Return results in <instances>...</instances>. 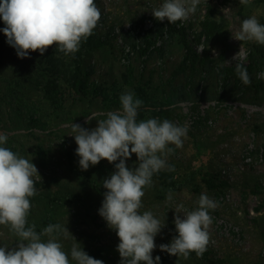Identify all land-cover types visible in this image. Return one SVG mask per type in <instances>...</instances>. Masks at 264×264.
Instances as JSON below:
<instances>
[{
    "label": "rangeland",
    "instance_id": "obj_1",
    "mask_svg": "<svg viewBox=\"0 0 264 264\" xmlns=\"http://www.w3.org/2000/svg\"><path fill=\"white\" fill-rule=\"evenodd\" d=\"M161 2L95 0L103 22L98 21L89 35L91 42L99 46L83 62V68L91 72L90 87L82 96L59 81L62 100L57 104L50 103L41 91L30 85L28 71L33 62L19 69L9 58L11 47L0 33V132L7 135L5 146L31 160L40 177L35 178L37 192L30 198L27 221L38 232L49 223L66 224L67 231L90 257L103 264H119L120 257L115 250L118 238L97 213L103 192L90 183L101 187L102 180L114 171L116 162L109 164L101 160L81 170L71 125L94 128L96 120L119 108L121 93L132 91L136 97L133 88L123 82L131 65L136 84L148 92L156 106L173 111L168 120L188 128L182 147L172 146L174 151L167 157V163L174 169V179L184 183L182 191L170 192L173 200L167 201L169 191L153 176L151 186L142 197L141 211L151 210L162 221L165 216V227L154 238L157 248L151 254L153 258L159 256L160 264H264V86L259 84L256 75L238 101H220L217 97L221 89L212 71L208 77L198 74L190 80L184 75L174 77L186 53L179 36L169 43L163 56L147 54L140 58L129 48L130 39L126 40L124 33L137 23L151 27V11ZM209 12L213 19L223 20L225 24L228 43L232 46L225 61L232 62L240 44L245 53L244 63L250 52L257 55L260 54L258 47L264 49V45L239 42L231 36L239 30L241 21L250 16L264 24V0H249L246 4L239 0H199L195 12L180 23L189 33L188 43L200 51L208 49L217 57L223 51L220 42L207 45L200 38V25ZM3 27L0 22V28ZM112 28L114 34L109 40L101 41L100 37ZM50 52H56L55 44L48 46L43 55ZM30 53L34 61L43 56L36 51ZM93 82L106 90L110 100L93 96ZM135 163L134 154L125 161L126 167H133ZM72 164L90 182L81 178ZM203 179H210L216 188L209 189ZM202 193L218 201V207L210 212L213 220L208 228L210 238L205 251L200 255L190 253L187 258L161 252L158 246L168 244L176 235L175 205L182 203L185 209L191 210ZM60 239L67 252L74 241L70 236ZM15 240L7 226H0V246L15 247Z\"/></svg>",
    "mask_w": 264,
    "mask_h": 264
},
{
    "label": "clouds",
    "instance_id": "obj_2",
    "mask_svg": "<svg viewBox=\"0 0 264 264\" xmlns=\"http://www.w3.org/2000/svg\"><path fill=\"white\" fill-rule=\"evenodd\" d=\"M239 2L246 4L249 0ZM198 3L199 0H162L151 15L168 24L183 22L195 12ZM100 17L95 0H0V22L4 25L0 33L20 59L28 58L33 51L43 55L53 44L55 51L74 54L92 34ZM231 36L239 42L264 45V24L250 16ZM244 55L240 44L232 62L223 63L232 65L238 79L249 85ZM257 78L264 80V71L257 73ZM118 100L119 108L96 120V127L89 129L72 123L75 155L81 170L101 160L116 162L114 171L102 180L103 199L97 213L118 238L115 250L119 264H160V257L153 258L151 254L157 248L154 238L165 227V216L162 221L151 210L141 211L142 197L154 174L174 170L167 157L174 151L172 146L182 147L188 128L168 119L138 120L143 102L132 91L121 93ZM6 141L7 135L0 132V226H7L16 240L15 247L0 246V264H103L83 251L66 224L49 223L38 232L34 224L28 223L30 198L37 192L35 178L39 175L32 161L6 147ZM132 154L136 157L135 166L126 167L125 161ZM166 200H173L170 192ZM194 203L191 210L182 203L175 205L176 235L168 244L158 246L161 252L187 258L190 253L200 255L205 251L213 220L210 212L218 207V201L202 193ZM65 236L74 241L67 252L60 239Z\"/></svg>",
    "mask_w": 264,
    "mask_h": 264
},
{
    "label": "trees",
    "instance_id": "obj_3",
    "mask_svg": "<svg viewBox=\"0 0 264 264\" xmlns=\"http://www.w3.org/2000/svg\"><path fill=\"white\" fill-rule=\"evenodd\" d=\"M103 20H99L102 23ZM180 21L168 24L167 20L157 21L154 18L151 19V27L145 28L143 23L135 24L131 30L124 33L126 40L130 39L129 48L136 53L140 58L157 55L163 56L165 48L173 41L175 36H179L184 42L185 56L178 69L174 72V77L184 75L189 78L200 74L208 77L210 72L215 73L216 81L221 89V94L217 97L220 101L235 100L238 101L241 94L244 93L246 85H244L234 73L232 65H225L223 61L226 60V53L232 46L228 43L227 32L225 31V24L223 20H215L212 17V13L209 12L206 19L201 23L200 38L207 45L213 44L215 41H219L223 51L215 57L208 49L199 50L196 45L191 42L188 43L186 38L189 36L186 28L180 25ZM106 35L100 37L101 41L104 39L109 40V36L114 34V29H110ZM92 36H89L84 40L79 51L74 54L65 55L62 52L56 51L50 52L37 61L33 59V53H29L28 58H17L13 48L8 50L9 58L16 63L19 69L23 70L32 63L29 68L28 82L32 87L41 91L44 97L53 104L61 102V91L59 87V81L64 82L69 88L75 91L78 95H86L88 92V77L91 72L88 68H83V62L87 54L97 48L99 45H94L91 42ZM101 41H98L101 43ZM260 54L250 52L248 54V61L243 62V66L246 68L250 81L256 79L257 73L264 71V49L258 47ZM59 55L68 59H61ZM145 62V61H144ZM223 65L222 67H220ZM219 68V70H217ZM134 69L131 65L128 67L127 74L123 76L124 84L131 86L136 93V98L142 100V106L138 110L137 119L155 118L157 116L169 119L172 116L173 111L163 110L156 106L154 101L148 95V92L143 89L140 84H136V77L134 78ZM259 84L264 86V80L259 81ZM92 94L96 97H101L103 101L110 100V97L105 89L92 83ZM170 103V102H169ZM157 109H160L157 111ZM33 118H31V121ZM38 123V121H34ZM75 172L81 178H85L90 182L88 177L83 174L75 164H72ZM161 185L169 192L182 191L184 183L174 179L173 171H160L154 174ZM209 189H215L216 185L210 179H203ZM98 190L104 192V189L96 186L93 182H90ZM200 188V187H199ZM217 214V212H214Z\"/></svg>",
    "mask_w": 264,
    "mask_h": 264
}]
</instances>
